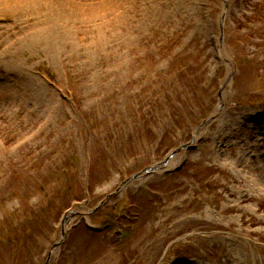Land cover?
I'll list each match as a JSON object with an SVG mask.
<instances>
[{
    "label": "rangeland",
    "instance_id": "rangeland-1",
    "mask_svg": "<svg viewBox=\"0 0 264 264\" xmlns=\"http://www.w3.org/2000/svg\"><path fill=\"white\" fill-rule=\"evenodd\" d=\"M34 2L0 0V264H264V0Z\"/></svg>",
    "mask_w": 264,
    "mask_h": 264
},
{
    "label": "bare ground",
    "instance_id": "bare-ground-1",
    "mask_svg": "<svg viewBox=\"0 0 264 264\" xmlns=\"http://www.w3.org/2000/svg\"><path fill=\"white\" fill-rule=\"evenodd\" d=\"M7 0H3V3H5ZM10 1V0H9ZM14 2H16V4L20 3L27 5L28 7H36L38 5V3H35L34 0H29L26 3H24L25 0H12ZM2 10H5L2 9ZM17 11V10H16ZM35 37V36H34ZM9 61H7L8 63ZM5 67L7 69H9V65L4 64ZM11 69H15V68H11ZM16 70V69H15ZM2 90H3V95L6 98H12L13 101L12 103L16 102L17 97L21 96L24 92L27 93V88L23 83H19L16 80H12V79H5V81L2 83L1 85ZM243 160V159H242Z\"/></svg>",
    "mask_w": 264,
    "mask_h": 264
}]
</instances>
